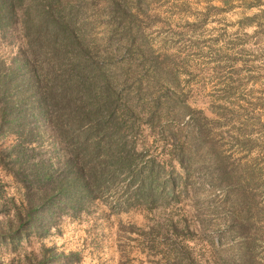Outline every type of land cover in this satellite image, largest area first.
I'll return each mask as SVG.
<instances>
[{"label": "rangeland", "instance_id": "obj_1", "mask_svg": "<svg viewBox=\"0 0 264 264\" xmlns=\"http://www.w3.org/2000/svg\"><path fill=\"white\" fill-rule=\"evenodd\" d=\"M80 8L100 64L140 84L139 108L161 116L148 123L142 113L134 134L139 164L153 160L170 183L148 206L122 180L83 211L58 209L40 234L0 235V264H38L43 247L54 255L45 264H264V0H82ZM17 34H0L7 65L23 46ZM18 140L1 134L0 152ZM37 145L25 143L40 152L29 162L51 156L61 174L58 151ZM35 174L34 194L54 185ZM25 190L0 165V232L15 221L13 203H27ZM71 252L77 259L59 254Z\"/></svg>", "mask_w": 264, "mask_h": 264}, {"label": "trees", "instance_id": "obj_2", "mask_svg": "<svg viewBox=\"0 0 264 264\" xmlns=\"http://www.w3.org/2000/svg\"><path fill=\"white\" fill-rule=\"evenodd\" d=\"M81 1L0 0V34L16 32L23 42L9 65L0 59V135L12 132L20 140L0 152V165L24 183L27 199L19 206L13 203L15 221L8 220L0 232L12 242L40 234L45 219L58 209L74 214L85 210L122 180L129 197L148 206L169 182L159 180L161 167L153 160L139 164L134 134L142 113L151 123L161 116L150 107L139 108L140 84L130 85L126 74L100 64L96 44L87 35L91 22L80 18ZM259 26L264 27V19ZM44 140L64 162L61 174L52 170L51 156L29 162L40 152L25 143L40 146ZM183 151L181 146L176 157L181 165ZM27 169L54 185L34 194ZM172 192L170 186L167 195ZM51 252L43 247L38 264L50 263ZM59 254L77 259L73 252ZM25 263L33 264L27 258Z\"/></svg>", "mask_w": 264, "mask_h": 264}]
</instances>
